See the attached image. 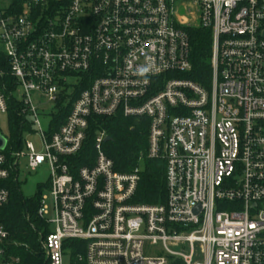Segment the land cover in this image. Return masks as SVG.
<instances>
[{
  "label": "built area",
  "instance_id": "built-area-1",
  "mask_svg": "<svg viewBox=\"0 0 264 264\" xmlns=\"http://www.w3.org/2000/svg\"><path fill=\"white\" fill-rule=\"evenodd\" d=\"M193 29L210 32L206 85L185 77ZM0 52V212L22 160L48 169L45 264H264V0H0ZM118 114L149 121L165 204L132 202L140 168L115 171L105 131L77 167L90 119ZM8 238L0 220V264H20Z\"/></svg>",
  "mask_w": 264,
  "mask_h": 264
},
{
  "label": "trees",
  "instance_id": "trees-1",
  "mask_svg": "<svg viewBox=\"0 0 264 264\" xmlns=\"http://www.w3.org/2000/svg\"><path fill=\"white\" fill-rule=\"evenodd\" d=\"M191 38L192 72L185 75L192 81L206 85L211 75V38L209 31L193 29ZM4 55L0 52V65H3ZM90 83V82H89ZM88 83L77 88V95ZM74 99V98H73ZM72 102L60 110L54 121L60 127L65 123ZM9 141L20 138L21 119L16 110L10 109ZM149 121L147 119L125 118L118 114L109 119L92 117L88 130V138L82 154L76 158L77 167L91 166L94 161V140L98 132L105 131L112 141L105 144L104 150L114 163L115 171L128 174L140 168V182L132 202L139 205H163L167 199L165 179V165L161 160H152L146 157L148 149ZM143 159L140 162V158ZM10 196L8 203L0 212V220L9 234L6 246V259L18 258L20 264H45V256L41 242L48 235V228L44 221L38 217L40 198L45 187H40L37 193L30 198L23 196L16 176L5 183ZM76 246L77 241H70ZM74 250V255L83 252Z\"/></svg>",
  "mask_w": 264,
  "mask_h": 264
},
{
  "label": "rangeland",
  "instance_id": "rangeland-1",
  "mask_svg": "<svg viewBox=\"0 0 264 264\" xmlns=\"http://www.w3.org/2000/svg\"><path fill=\"white\" fill-rule=\"evenodd\" d=\"M48 109L49 107L46 108V110ZM42 122L44 123V119H42ZM0 129L4 134H6L8 131L6 121L3 117H0ZM26 140L32 143L37 151L41 149L39 141L35 136L28 135L26 137ZM49 180H50V175L46 167H43L37 170L36 172H31L28 169H26V160L21 161L18 183L20 186V191L23 194V196L27 198L33 197L37 193L40 187H45L49 184ZM43 193H46V189H44ZM47 204L50 206V201H48ZM50 217L52 216H49L47 218L49 219ZM50 229L52 230L53 228L51 227ZM154 250L155 249L150 248L149 252H153ZM146 251L148 250L146 249ZM65 262L67 263L68 261L66 260Z\"/></svg>",
  "mask_w": 264,
  "mask_h": 264
},
{
  "label": "water",
  "instance_id": "water-1",
  "mask_svg": "<svg viewBox=\"0 0 264 264\" xmlns=\"http://www.w3.org/2000/svg\"><path fill=\"white\" fill-rule=\"evenodd\" d=\"M111 141H112L111 137L106 138V142H111ZM6 144H7L6 139L0 136V149H4Z\"/></svg>",
  "mask_w": 264,
  "mask_h": 264
}]
</instances>
